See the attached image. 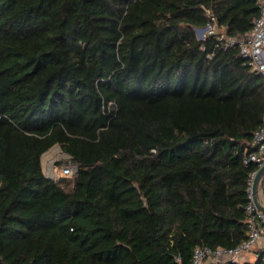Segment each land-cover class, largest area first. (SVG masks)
Masks as SVG:
<instances>
[{
	"label": "trees",
	"instance_id": "16d2710c",
	"mask_svg": "<svg viewBox=\"0 0 264 264\" xmlns=\"http://www.w3.org/2000/svg\"><path fill=\"white\" fill-rule=\"evenodd\" d=\"M258 15V0H0V264H191L244 241L264 76L226 43ZM208 24L224 39H198ZM55 144L73 176L45 174Z\"/></svg>",
	"mask_w": 264,
	"mask_h": 264
},
{
	"label": "built area",
	"instance_id": "2783aa9c",
	"mask_svg": "<svg viewBox=\"0 0 264 264\" xmlns=\"http://www.w3.org/2000/svg\"><path fill=\"white\" fill-rule=\"evenodd\" d=\"M258 3L259 15L254 18L252 29L242 38H227L226 45H238L242 56L248 60L254 70L264 76V0H258ZM208 26L205 29V31L209 29L208 33H204L202 37H197L198 39H206L208 36L216 34L215 28L218 26L214 25L213 27L211 24ZM216 35L219 39H224L223 34L218 33ZM253 144L255 149L245 153L244 163L246 165L255 163L259 168L264 165V125L254 132ZM78 166L77 162L72 163L70 161L61 168L62 175L73 176L78 170ZM254 175L255 171L250 175L248 186L250 202L247 205V238L232 248L211 249L207 246H199L195 249L191 264H245L248 262L247 257L249 255V257L255 255V259H258L259 254L264 253V210L260 209L253 200L252 181ZM261 194L264 196V174L260 181V196ZM259 199L264 205L263 200ZM257 252L258 254H255ZM176 261L178 262L179 259L177 258Z\"/></svg>",
	"mask_w": 264,
	"mask_h": 264
},
{
	"label": "rangeland",
	"instance_id": "374dc122",
	"mask_svg": "<svg viewBox=\"0 0 264 264\" xmlns=\"http://www.w3.org/2000/svg\"><path fill=\"white\" fill-rule=\"evenodd\" d=\"M213 27H214V25H213ZM208 31H209V29H207L206 31H205V29H200L198 31L195 29L196 37H198V38L202 37V35L204 33H208ZM215 32H216V34H218V33L223 34L224 37H225L224 28H218L217 27V28H215ZM206 36H208V35H206ZM50 151L52 153L45 159L44 158L45 154L50 152ZM41 161H42V167H43V170H44L45 174L48 175V176H51L54 179H57L59 177H64L65 176V175H62V172H61V168L63 166L68 164L70 161L72 163L76 162L72 158L71 155H69L68 153H66V152H64L62 150L60 144H55L51 149H49L47 152H45L42 155V160ZM54 172H55V175H53ZM255 254H258V252L255 253ZM255 257L256 256L254 255V256H251L250 258H255Z\"/></svg>",
	"mask_w": 264,
	"mask_h": 264
},
{
	"label": "water",
	"instance_id": "95a60500",
	"mask_svg": "<svg viewBox=\"0 0 264 264\" xmlns=\"http://www.w3.org/2000/svg\"><path fill=\"white\" fill-rule=\"evenodd\" d=\"M209 26H205V27H195V29H206L208 28ZM264 174V165H262L261 167H259L256 171H255V175H254V178H253V181H252V192H253V200L254 202L256 203V205L264 210V205L260 202V181H261V178ZM48 176V175H47ZM51 177V176H49Z\"/></svg>",
	"mask_w": 264,
	"mask_h": 264
},
{
	"label": "crops",
	"instance_id": "0c3cea01",
	"mask_svg": "<svg viewBox=\"0 0 264 264\" xmlns=\"http://www.w3.org/2000/svg\"><path fill=\"white\" fill-rule=\"evenodd\" d=\"M260 198H261V200H263V202H264V196H263V194H261ZM247 260H248V262H254L256 259H255V258L247 257Z\"/></svg>",
	"mask_w": 264,
	"mask_h": 264
},
{
	"label": "bare ground",
	"instance_id": "6f19581e",
	"mask_svg": "<svg viewBox=\"0 0 264 264\" xmlns=\"http://www.w3.org/2000/svg\"><path fill=\"white\" fill-rule=\"evenodd\" d=\"M51 153H52L51 151L48 152V153H46L45 156H44V158L46 159Z\"/></svg>",
	"mask_w": 264,
	"mask_h": 264
},
{
	"label": "clouds",
	"instance_id": "9594fccd",
	"mask_svg": "<svg viewBox=\"0 0 264 264\" xmlns=\"http://www.w3.org/2000/svg\"><path fill=\"white\" fill-rule=\"evenodd\" d=\"M52 178V177H51Z\"/></svg>",
	"mask_w": 264,
	"mask_h": 264
}]
</instances>
